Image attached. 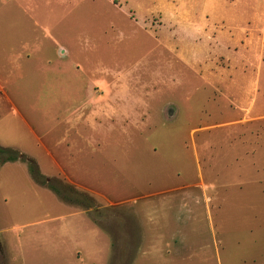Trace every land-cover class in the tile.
<instances>
[{"label": "rangeland", "instance_id": "obj_1", "mask_svg": "<svg viewBox=\"0 0 264 264\" xmlns=\"http://www.w3.org/2000/svg\"><path fill=\"white\" fill-rule=\"evenodd\" d=\"M65 1L43 62L6 80L0 58V146L95 208L3 164L0 264H264V0ZM71 120L66 168L45 149ZM172 199L189 214L140 216V239L133 212Z\"/></svg>", "mask_w": 264, "mask_h": 264}, {"label": "crops", "instance_id": "obj_2", "mask_svg": "<svg viewBox=\"0 0 264 264\" xmlns=\"http://www.w3.org/2000/svg\"><path fill=\"white\" fill-rule=\"evenodd\" d=\"M52 0H0V58L7 63V67L5 69L6 80L12 79L15 73H26L28 74V66L35 62L36 60L43 62L45 51L49 49L51 46L50 40H47V35L50 30L49 24V11L43 8L51 4ZM58 1V0H56ZM76 0H66L65 2H73ZM81 1V0H79ZM39 5V6H38ZM38 6V7H37ZM53 45V44H52ZM56 46L58 43H55ZM97 78L96 74L94 78ZM90 86L86 87L89 89ZM108 88V87H107ZM85 89V90H86ZM0 90H2L1 82H0ZM60 128L62 131L61 138L58 141H54L50 139L49 143L47 144L48 148L45 151L49 154L50 158L58 157L61 162H65L66 168L67 165L76 164L77 159H72L70 152L72 150L77 149L79 139L70 138L69 136H74L77 132H73V130H78L81 128L80 122L77 121H64L59 122L58 126L55 128ZM69 139V140H68ZM63 144V145H61ZM81 144V142L79 143ZM79 146V145H78ZM5 148V147H4ZM46 148V147H45ZM61 148H65L66 154L61 157V153H58V150H63ZM66 155L68 157H66ZM73 155V154H72ZM68 159L73 164H67ZM9 164V163H6ZM71 167V166H70ZM74 167V166H73ZM62 169V168H60ZM75 169V167H74ZM71 174V173H70ZM45 176V175H44ZM49 178L48 176H45ZM187 187H183L181 189H187ZM174 191V190H169ZM168 191V192H169ZM173 200V199H172ZM137 203V202H136ZM135 203V204H136ZM192 203H188L187 201L183 200L180 202H175L173 200L172 203L168 204H160L162 209L164 207H168L169 209H165L166 212H159L158 208L149 214L146 206H138L137 212H133V215L136 220L139 222V235L140 239L145 238L146 231L141 227V220L146 219V217H157L158 213H161L160 220L161 221H172L173 217L178 216L179 212L175 215L172 212L173 209L178 208L179 211H183L184 215L189 214L190 205ZM177 209V210H178ZM171 211V212H169ZM144 218L141 219L140 216ZM158 218V217H157ZM156 218V219H157ZM152 219V218H150ZM69 224H66V226ZM91 235H95L97 237V232L95 229L88 230ZM152 240H164L163 235L159 232L158 228L154 229ZM172 235V234H171ZM170 241H175L176 236H170ZM155 253L157 255H162L161 248L158 245L155 247Z\"/></svg>", "mask_w": 264, "mask_h": 264}, {"label": "trees", "instance_id": "obj_3", "mask_svg": "<svg viewBox=\"0 0 264 264\" xmlns=\"http://www.w3.org/2000/svg\"><path fill=\"white\" fill-rule=\"evenodd\" d=\"M19 160L27 163L31 176L38 185L55 193L65 203L78 204L89 209L95 208L94 200L91 196L78 191L72 185L67 183L62 182L63 185L58 183V185L55 186L53 182L56 180L42 175L33 159L27 157L26 155L19 154L11 148H4L0 146V166L5 163L16 162Z\"/></svg>", "mask_w": 264, "mask_h": 264}]
</instances>
